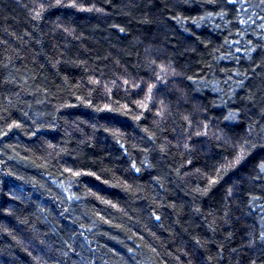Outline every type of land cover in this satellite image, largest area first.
I'll return each mask as SVG.
<instances>
[{"label":"trees","instance_id":"1","mask_svg":"<svg viewBox=\"0 0 264 264\" xmlns=\"http://www.w3.org/2000/svg\"><path fill=\"white\" fill-rule=\"evenodd\" d=\"M0 264H264V0H0Z\"/></svg>","mask_w":264,"mask_h":264}]
</instances>
